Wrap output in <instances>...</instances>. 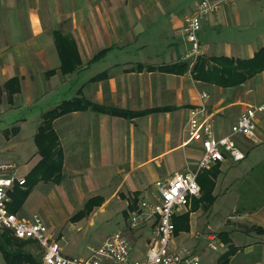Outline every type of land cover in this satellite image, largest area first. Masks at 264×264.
<instances>
[{
    "label": "crops",
    "instance_id": "1",
    "mask_svg": "<svg viewBox=\"0 0 264 264\" xmlns=\"http://www.w3.org/2000/svg\"><path fill=\"white\" fill-rule=\"evenodd\" d=\"M199 1L0 0V150L16 163L17 176L27 179L41 160L34 138L47 111L84 98L126 112L78 109L53 122L64 158L62 175L38 181L17 213L26 219L39 214L64 236V255L76 257L66 247L82 238L84 228L114 217L124 218L118 230L131 247L143 244L147 250L152 225L129 230L126 218L157 180L196 168L201 151L184 140L189 109L202 104L200 93L211 95L205 104L218 134L228 133L247 106L264 102V71L242 87H221L195 79L193 65L171 70L186 62L185 18ZM248 1L264 11V0ZM231 20L225 6L203 19L199 37L205 56L248 59L264 46L251 40L221 44L215 34L226 31ZM21 111L24 116L13 115ZM257 126L262 138L257 143L264 147V115ZM251 153L232 168L220 164L227 186L219 196H233L224 203L227 213L219 229L237 248L229 264H264V233L252 229L264 228V207L237 209L238 185L264 160L248 161ZM90 204L91 211L79 216ZM228 246L220 240L215 264Z\"/></svg>",
    "mask_w": 264,
    "mask_h": 264
},
{
    "label": "built area",
    "instance_id": "2",
    "mask_svg": "<svg viewBox=\"0 0 264 264\" xmlns=\"http://www.w3.org/2000/svg\"><path fill=\"white\" fill-rule=\"evenodd\" d=\"M248 0H200L194 13L185 18L183 30L189 47L183 56L184 61L194 65L198 58L205 55L200 41L203 19L217 15L225 5H234ZM211 95L200 93L201 105L192 107L188 112L185 146L201 151L196 168L175 172L169 179L157 180L150 196L143 198L137 209L129 214V228L139 229L152 225V237L146 253L141 259L131 257L132 247L124 230L108 235L96 246L88 245L85 257L64 255L61 242L64 236H57L39 215L26 219L9 209L11 193L16 186L26 184L25 177L17 176L16 163L8 161L0 150V228L9 230L20 240L37 241L42 249L43 264H202V257L196 249L174 244L177 213L190 205L191 199L201 195L199 174L225 162L239 163L246 158V151L240 139L253 140L257 137L259 114L264 112V102L247 106L232 123L226 134H218L207 102ZM204 236L209 247L215 246L219 236L212 232ZM199 234V233H198ZM200 236V234H199ZM197 236V238L199 237Z\"/></svg>",
    "mask_w": 264,
    "mask_h": 264
},
{
    "label": "trees",
    "instance_id": "3",
    "mask_svg": "<svg viewBox=\"0 0 264 264\" xmlns=\"http://www.w3.org/2000/svg\"><path fill=\"white\" fill-rule=\"evenodd\" d=\"M190 65L186 61L178 66L171 68L172 71L179 72ZM264 71V46L261 47L253 57L241 59L228 56H202L192 66L191 73L197 80L211 83L221 87H242L249 79ZM92 108L97 112H109L113 114H126L116 108L101 106L92 103L84 98H74L63 102L44 113L43 121L38 127L35 135V143L38 153L41 156L40 162L33 171L27 176L25 191H20V186H16L15 192L11 193L12 203L9 209L12 212H18L23 201L26 199L29 190L40 180L50 181L59 179L62 175L64 158L59 146V138L54 130L53 122L58 117L69 112ZM217 166H220L218 164ZM215 166V167H217ZM213 167V168H215ZM217 168L209 172H201L198 181L201 189H204L202 197L196 202L197 207L202 204L204 208H210L215 202L213 190L215 182L209 178L218 177ZM239 193L237 209L241 212L257 211L264 207V160L256 164L249 171L237 187ZM199 204V205H198ZM91 205L87 206L79 216L85 215L91 211ZM132 209H135L134 207ZM189 216H178L174 218L175 233L177 229L184 228L188 222ZM254 231L264 233V228L253 227ZM221 239L228 244V249L219 257L218 264H229L233 255L237 253V248L233 246L226 233H220ZM32 240L16 239L9 230H3L0 233V252L3 255L4 262L1 264H38L34 256L26 250L27 245Z\"/></svg>",
    "mask_w": 264,
    "mask_h": 264
},
{
    "label": "rangeland",
    "instance_id": "4",
    "mask_svg": "<svg viewBox=\"0 0 264 264\" xmlns=\"http://www.w3.org/2000/svg\"><path fill=\"white\" fill-rule=\"evenodd\" d=\"M225 7L228 8V10L231 12L232 20L230 24H227L226 27L223 28L226 29V31L215 34L220 37L221 44H232L234 42L246 43L250 40L254 43L255 41L256 43L264 41V11L258 3L250 1H239L234 5H225ZM23 114L24 112L21 111L20 113H15L13 115L24 116ZM263 115L264 113H261L259 114V117L261 118ZM2 128L3 125L0 122V130ZM256 132L258 133V126ZM258 137L253 140H246L242 138L239 141L242 147L248 148V150H245L246 157L247 151L249 153L252 150V153L250 154V159L248 160L250 162L255 159L264 158V147L261 145L263 144V141L257 143ZM259 139L262 140V138L260 137ZM228 163L232 164L229 168L234 167L233 164H238L232 162ZM215 168H217L216 172L220 174V166H217ZM215 168L205 170V172L213 171L215 170ZM203 173H201V175ZM209 178L212 180V182H215V187L217 186L216 193L213 194V196L215 197V202L210 208H204L202 204H198L199 206L197 207L196 202L202 197L203 193L205 192L204 189L202 190L200 196L192 198L190 205L185 208H182L176 215V217H183L185 215L189 216V220L184 224V228L177 229L173 240L174 244H176L177 246L185 245L191 249H196L202 257V264H215L217 256L221 253L217 246L220 245L221 240V236L219 234L222 233L219 232L220 224L225 219L227 213L224 203H229L233 200V196L229 193H227L226 197L221 198V196H219L223 195V192L225 191L224 189L227 186V183L225 181V175L221 174L217 178H213L209 175ZM152 188L154 190L155 186L153 185ZM139 199L137 205L143 198H141L140 200ZM128 217L129 216H127L126 218L127 223ZM123 221L124 218L121 219V217H114L112 220L97 223L95 226L90 227L88 230H85L84 228L86 227L85 225L87 223L85 222V225L83 226L84 230L80 233L82 235V238L77 241L74 240L72 241V244L67 245L68 247H66V252L76 257L87 256L88 245H98L97 243L100 239H104L106 236L110 235L115 231H118V229L123 227L125 224ZM127 225L129 226V223ZM208 225H211L212 232L219 236V240L217 239L215 246L209 248L208 240L204 236L205 233L210 231V229H208ZM128 229L132 230L130 228ZM2 231L3 229L0 228V233ZM198 233L200 234V236ZM197 236L199 237L197 238ZM26 250L34 256L38 264H43L41 253L42 249L37 241L30 242L27 245ZM145 253L146 249L142 244L140 246H135L134 249L132 248L131 257L133 255L134 257L143 258ZM3 262L4 258L2 253L0 252V264Z\"/></svg>",
    "mask_w": 264,
    "mask_h": 264
}]
</instances>
